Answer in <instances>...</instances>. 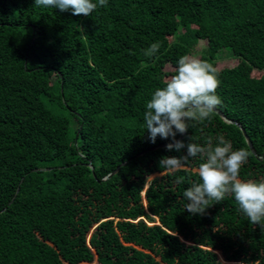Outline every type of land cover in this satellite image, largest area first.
Listing matches in <instances>:
<instances>
[{
  "label": "trees",
  "instance_id": "obj_1",
  "mask_svg": "<svg viewBox=\"0 0 264 264\" xmlns=\"http://www.w3.org/2000/svg\"><path fill=\"white\" fill-rule=\"evenodd\" d=\"M198 39L223 116L177 139L223 135L250 152L240 178L264 180V0H107L88 16L0 0V264H264V228L231 193L184 209L200 157L165 172L160 158L186 147L145 130L147 101ZM223 47L238 62L218 68Z\"/></svg>",
  "mask_w": 264,
  "mask_h": 264
},
{
  "label": "clouds",
  "instance_id": "obj_2",
  "mask_svg": "<svg viewBox=\"0 0 264 264\" xmlns=\"http://www.w3.org/2000/svg\"><path fill=\"white\" fill-rule=\"evenodd\" d=\"M107 0H35L36 6L52 7L60 11L71 10L73 15H91L98 7L106 6ZM160 48L159 42L144 50L145 56H153ZM218 73L212 63L200 58L183 55L178 67L162 88H157L146 103L143 115L145 130L152 143L157 137L170 140L166 150L180 152L181 156H162L159 167L174 173L184 169L189 158L200 157L199 182L192 183L183 192L187 201L184 209L191 214H202L211 202L219 203L231 193L240 210L250 223L264 228V180H242L240 169L247 162L250 152L244 148L233 149L232 144L220 135L213 145L209 138L206 146L177 139V134L187 132L189 122H204L221 104L216 94ZM192 141V138H190ZM178 182H182L178 180Z\"/></svg>",
  "mask_w": 264,
  "mask_h": 264
},
{
  "label": "rangeland",
  "instance_id": "obj_3",
  "mask_svg": "<svg viewBox=\"0 0 264 264\" xmlns=\"http://www.w3.org/2000/svg\"><path fill=\"white\" fill-rule=\"evenodd\" d=\"M206 46L205 40L204 39H198L197 43L194 45L192 52L190 54V56L192 57H199L203 51L204 48ZM216 67L220 68L223 66H230V65H234L238 62V58L232 54V52L230 51V49L228 47H223L221 48L217 54H216ZM165 69H171L170 65L167 64L165 66ZM159 173H152L151 175H149L147 177V181L155 176L158 175Z\"/></svg>",
  "mask_w": 264,
  "mask_h": 264
},
{
  "label": "water",
  "instance_id": "obj_4",
  "mask_svg": "<svg viewBox=\"0 0 264 264\" xmlns=\"http://www.w3.org/2000/svg\"><path fill=\"white\" fill-rule=\"evenodd\" d=\"M216 111L219 113L220 116H223L222 113H221L220 111H218V110H216ZM241 129H242V128H241ZM242 131H243V129H242ZM243 134H244V136H245V140H246L248 146L250 147L251 150H253V149H252L251 142H250L249 138L247 137V135L244 133V131H243ZM160 145H162V144H160ZM156 146H159V145L151 146L150 148H154V147H156ZM263 153H264V148H263ZM116 169H117V167H115V169H114L113 171H111L109 174H111L112 172H114ZM109 174H108V175H109ZM156 223H159V222L157 221Z\"/></svg>",
  "mask_w": 264,
  "mask_h": 264
}]
</instances>
